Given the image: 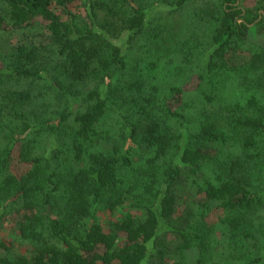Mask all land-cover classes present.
I'll return each instance as SVG.
<instances>
[{
	"label": "trees",
	"instance_id": "1",
	"mask_svg": "<svg viewBox=\"0 0 264 264\" xmlns=\"http://www.w3.org/2000/svg\"><path fill=\"white\" fill-rule=\"evenodd\" d=\"M191 1L0 0V264L264 262V0Z\"/></svg>",
	"mask_w": 264,
	"mask_h": 264
},
{
	"label": "rangeland",
	"instance_id": "2",
	"mask_svg": "<svg viewBox=\"0 0 264 264\" xmlns=\"http://www.w3.org/2000/svg\"><path fill=\"white\" fill-rule=\"evenodd\" d=\"M215 1L216 0H192L190 5L186 8V11L181 16L175 15L176 19L174 18L172 21H170L169 25L173 24L171 27H174L176 30L181 29L182 27H185L186 33L183 38L191 39L193 41L198 40V42H196L198 46H201L202 43L210 42L211 35H212L211 33L213 30L212 23H214V20L207 19V18H197L194 16V12H198L197 8L198 9L204 8L210 2H215ZM258 1L259 0H247V3H246L248 5L247 8L256 7ZM162 13L163 12L159 13L158 15L163 16ZM192 23L194 24L196 23L197 26H193ZM188 26L195 32L192 33L190 29L188 28ZM27 33L28 32L24 34L21 31V32H16L12 34V36L6 35L4 33H0V47H2L3 53L4 54L10 53L13 47L17 45L19 42H21V39L25 40ZM209 35H210V39L208 40ZM29 38H36V37L30 36ZM250 39H251V43L253 47L257 46L262 49V52H264V35H259V36L253 35ZM249 56H250L249 51H240L238 54L233 55L231 58L233 59V62L245 63L247 62V60L250 59ZM200 64H201V67H205L208 64V59H203V61ZM191 67L194 68V71L190 74L191 79L188 80L187 83L192 84V87H190V90L193 91L195 90V87H197L198 81L196 79L200 77L199 75L200 71L196 67V65H192ZM233 85H235V83ZM238 94H240L239 88L236 87V89H233V97H236ZM261 98L264 99V96ZM243 100H245V97H243ZM216 214H218V212H215L214 215L211 217V223H214L215 221H217L216 218L218 216L215 217ZM2 233L9 234V231H6V233L5 232H2ZM213 240H214L213 245H214L215 260L219 263L224 264L228 256H230V253H229V248H227V242H228L227 234L223 230L222 226H219V225L216 226V230L213 235ZM20 252L24 253V250ZM256 253L257 252L253 250V255L256 256L257 255ZM236 261L237 260L234 261L233 259H231L230 263L235 264ZM262 264H264V262Z\"/></svg>",
	"mask_w": 264,
	"mask_h": 264
}]
</instances>
